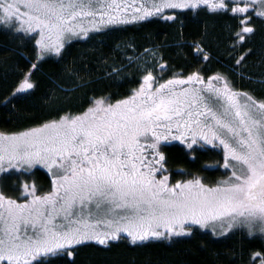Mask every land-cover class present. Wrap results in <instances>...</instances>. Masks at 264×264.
<instances>
[{"label": "snow or ice", "instance_id": "snow-or-ice-1", "mask_svg": "<svg viewBox=\"0 0 264 264\" xmlns=\"http://www.w3.org/2000/svg\"><path fill=\"white\" fill-rule=\"evenodd\" d=\"M187 10L231 14L229 72L252 80L247 68L255 53L246 41L257 22L264 26V0H0V28L36 45L5 105L31 95L41 62L56 57L63 63L72 40L153 18L182 26ZM190 47L197 65L209 60L202 44ZM115 51L122 59L109 64L107 76L120 81L134 71L139 77L122 98L91 96L76 111L61 108L36 126L0 132L4 179L39 168L50 174L47 192L27 182L23 199L0 192V264L74 262L80 246L109 248L128 239L143 247L200 232L210 243L235 235L258 240L248 264H264V98L237 89L229 73L209 74L196 65L176 72L159 45L138 52L124 42ZM62 72L75 85L61 87L66 99L87 86L72 66ZM172 141L193 151L197 144L221 148L227 178L171 181L165 150Z\"/></svg>", "mask_w": 264, "mask_h": 264}, {"label": "trees", "instance_id": "trees-1", "mask_svg": "<svg viewBox=\"0 0 264 264\" xmlns=\"http://www.w3.org/2000/svg\"><path fill=\"white\" fill-rule=\"evenodd\" d=\"M183 25L153 18L151 22L126 25L111 30L110 34L95 39H74L66 48L63 63L59 58L49 57L42 61L39 71L34 74L37 87L31 95L18 100L13 105L4 101L16 85L23 72L34 60L36 45L28 38L21 39L17 34L0 28V132L12 133L36 126L41 121L54 118L61 108L76 111L91 96L111 95L119 99L138 86L139 77L135 72L120 81L107 76L106 69L113 61L122 59L116 46L124 42L132 43L136 50L159 45L168 64L176 72L186 71L190 66L201 67L209 74L229 73L234 86L256 97L264 98V26L256 24V32L246 41L255 55L249 60L247 73L253 79L231 74L233 63L228 49L236 28V21L229 15H217L211 11L187 10L181 14ZM194 43L202 44L209 60L197 65ZM104 59L108 64L103 63ZM65 66H72L87 82L65 98L61 87L68 89L75 85L69 76L62 72ZM194 151L179 144L167 145L165 150L166 167L171 181L187 180L194 176L208 184L226 179L229 170L223 168V152L218 148ZM34 175L12 174L10 179L0 176V186L6 181L8 188L3 194L16 199L22 182L35 183L38 190L47 192L50 188V175L44 170H34ZM9 191H8V190ZM209 234L200 232L195 239L177 238V242H152L149 246H137L128 239L114 242L109 248L100 245L80 246L73 259L58 257L55 264H248L249 253L259 250L260 241L250 240L243 235H235L210 243Z\"/></svg>", "mask_w": 264, "mask_h": 264}, {"label": "rangeland", "instance_id": "rangeland-1", "mask_svg": "<svg viewBox=\"0 0 264 264\" xmlns=\"http://www.w3.org/2000/svg\"><path fill=\"white\" fill-rule=\"evenodd\" d=\"M172 144H179V145H182V146L186 147V145L181 144L179 141H172V142H171L170 144H168V145H172ZM193 147H198V148H200V149L213 148L211 145H205L203 148H201L199 144L194 145ZM186 148H187V147H186ZM217 148H218V149H221V148H219V147H217ZM221 150H222V149H221ZM39 169L44 170V171L47 172L46 169H43V168H39ZM47 173H48V172H47ZM49 175H50V174H49ZM0 176H2V175H0ZM170 180H171V176H170ZM3 185H4V187L8 188V186H7V184H6V181H3L2 185L0 186V192L3 191L2 188L4 189ZM20 189H21V188H20ZM7 190H8V189H7ZM8 191H9V190H8ZM2 193H3V192H2ZM4 195H5V194H4ZM15 195H18V197H21V196H22V195H21V191L19 192V194L16 193ZM6 196H7V195H6ZM11 198H14V197L11 196ZM14 199H16V198H14ZM129 241H130V240H129Z\"/></svg>", "mask_w": 264, "mask_h": 264}]
</instances>
